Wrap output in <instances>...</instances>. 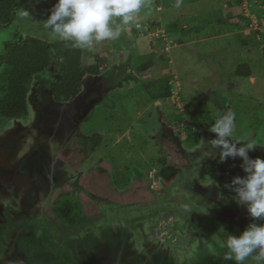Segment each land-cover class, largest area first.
Listing matches in <instances>:
<instances>
[{
  "label": "flooded vegetation",
  "instance_id": "obj_1",
  "mask_svg": "<svg viewBox=\"0 0 264 264\" xmlns=\"http://www.w3.org/2000/svg\"><path fill=\"white\" fill-rule=\"evenodd\" d=\"M8 22L0 21V24ZM23 38L24 35L6 41L5 48H0V106L7 82L2 57L8 53V42ZM123 73H126L125 77H134L126 69L117 74L110 69L88 74L75 97L56 99L54 85L61 74L56 63L50 62L45 70L33 76L27 95L28 114L0 117V264H37L39 251L29 234L35 235L39 227L51 228L55 236L65 240L70 233L103 230L104 221L129 204L139 208L132 216L121 218L127 221L120 226L121 232L115 229L123 244L122 249L129 244L137 253L147 252L146 259L157 257L159 264H211L208 258L212 255L224 259L227 249L220 245L227 234L230 235L223 229L224 223H233L238 235L240 228L243 231L249 223H264V220L251 217L246 206L238 205L233 199L235 192L214 175L213 167L220 163V150L212 149V155L207 151L210 150V141L217 138L210 129L221 115L220 108L210 113L208 118L211 120L197 121L193 138L181 132L180 127L185 126L177 119L172 121L173 126L165 122L169 111L150 109L147 131L165 150L163 167L158 170L151 167L155 170L152 181L147 175L130 177L127 187L117 188L110 174L113 166L103 158L101 161L110 167H103L99 160L88 172L80 168L81 161L96 149L90 144V136L80 130L81 125L97 104L101 105L113 88L122 84ZM115 76L122 79L117 81ZM174 113V116L180 114L176 110ZM257 117L259 124L256 123ZM252 118L256 124L255 132L246 140H255L260 145L249 151V157L264 158V111L253 113ZM170 151L181 165L173 179L167 169ZM162 184L161 188H155V185ZM58 191L78 196L83 209L81 216L86 222L71 232L62 230L56 213L51 214L46 209L47 202ZM115 192L119 197H112ZM176 198H180L177 204H171L170 201L175 199V202ZM94 204L96 207L93 208ZM92 209L98 213H91ZM113 218L116 220L117 217ZM160 222H165L171 232L178 234L173 241H179V244L171 246L156 240L150 228ZM206 224L219 229L217 236L210 227L203 226ZM248 264L252 261L249 260Z\"/></svg>",
  "mask_w": 264,
  "mask_h": 264
},
{
  "label": "rangeland",
  "instance_id": "obj_2",
  "mask_svg": "<svg viewBox=\"0 0 264 264\" xmlns=\"http://www.w3.org/2000/svg\"><path fill=\"white\" fill-rule=\"evenodd\" d=\"M182 1L181 7L177 8L169 6L168 0H145L146 6L129 24L131 26H123L124 30L119 39L99 42L92 50L84 49L85 63L92 64L99 57L104 72L110 69L113 74H117L120 67L124 69L130 62L133 76L140 79L135 82L134 77H129L132 81L128 76L124 77L125 83L122 82V85L125 84V88H121L122 85L113 88L110 96L101 105L97 104L80 129L90 136V144L96 147L88 154L89 157L81 161L80 168L88 172L103 158L113 166L110 174L117 188L127 187L130 177L140 178L147 175L152 181L155 170L151 167L157 170L163 167L165 150L147 131L150 109L145 108L154 98L144 87V83H152L165 74L170 75V79L176 77L172 81L174 93L169 99H161L160 102L170 112L164 118L167 124L173 126L172 121L178 117L174 116L175 110L184 113L181 124L185 128L180 127V130L185 134H189V121L192 122L194 117L201 119L200 112L215 113L220 108L221 115L229 111L235 113L236 130L232 138L246 139L255 132L253 113L260 114L264 111V32L258 28L261 24H258L257 19H249V25L242 30L223 32L215 19L218 11L223 10L224 18L246 26L247 21L242 20L240 14L254 15L253 4L257 0H243V4L231 0V6L227 0ZM55 2L56 0H18L15 24L20 32L25 37H38L49 42L62 41L53 38L50 30L43 26ZM175 21L181 28L188 30L185 35L181 28L167 27ZM117 23L120 21L117 20ZM135 24L136 34L133 29ZM261 28L264 29L262 26ZM14 31L15 27L10 31L0 29V41L14 34ZM243 40H247V43L242 44ZM162 49L165 50L161 57L159 51ZM151 60L155 65L147 72H141L139 66ZM242 63L251 65L253 75L250 78L236 73L237 67ZM121 79L118 76L115 80ZM151 89L154 90V87ZM186 144L189 145L187 140ZM170 153L167 169L171 172L169 177L173 179L181 165L175 161L174 153ZM108 163L104 162L103 167H110ZM91 178L93 180L92 175ZM161 186L163 184L155 185V188ZM112 197L117 198L119 195L115 192ZM65 198L74 201L78 196L58 191L47 202L46 209L53 214L57 202ZM178 199L175 202L173 199L170 203L177 204ZM92 206L94 208L96 204ZM138 208L135 204L121 207L120 213L111 214L110 219L104 221L106 226L103 230L82 231L75 235L70 233V237L65 240L55 236L51 228L48 230L46 226L39 227L34 232L35 235L31 232L29 234L39 251L37 264H159L157 257L146 259L147 252L137 253L129 244L122 249L123 244L116 232H121L120 226L127 221L121 218L132 216ZM90 211L93 214L98 213L96 209ZM114 216L117 217L116 220ZM203 226L210 227L217 236L219 229H213L210 224ZM150 229L156 240H162L171 246L179 244V241H173L178 234L171 232L165 222ZM223 229L231 235H238L233 223H224ZM221 235L225 239L224 233ZM229 261L213 255L208 258L211 264H235L234 261Z\"/></svg>",
  "mask_w": 264,
  "mask_h": 264
},
{
  "label": "trees",
  "instance_id": "obj_3",
  "mask_svg": "<svg viewBox=\"0 0 264 264\" xmlns=\"http://www.w3.org/2000/svg\"><path fill=\"white\" fill-rule=\"evenodd\" d=\"M168 1L169 6H175L176 0ZM227 1L229 6H231L232 1ZM237 3L243 4V0H237ZM253 6V12L260 18L264 14V0H257ZM17 9L18 0H0V21L2 23L10 21ZM215 16H217L215 19L218 20L223 32L239 31L247 27L250 23L249 18L245 14H240V18L247 21L246 26L241 24V22L224 18L225 11L223 10H219ZM134 27V33L136 34L137 24ZM167 27L181 28L176 21L168 24ZM181 30L183 35L188 31L185 28H181ZM246 43L247 40H243L242 44ZM7 49V55L2 57L5 65V74L7 71V82L4 86L5 91L0 106V117H21L28 114L27 95L33 76L45 70L50 62L56 63L61 74V77L54 85V96L56 99H70L75 97L80 92L82 81L86 75L99 74L103 71L100 64L101 58L96 57L92 64L85 63L84 49L74 48L70 42H49L38 37L27 36L18 42H8ZM262 50L264 56V45ZM154 65L155 62L151 60L139 66V69L141 72H147ZM236 73L242 77L250 78L253 75V69L251 65L242 63L237 67ZM169 82L170 77L163 76L152 81V83H144V87L151 92L155 100L169 99L173 94V89ZM153 84L154 86H152ZM152 87H154V90L151 89ZM199 115L203 121L211 120L208 118L210 112H200ZM191 116L194 117L193 114ZM183 117L184 113H180L176 119L182 123L184 121ZM258 118L257 121H259ZM193 119L192 122L189 121L187 126V129H190V138L195 136L193 127L197 124V121H200V119H195V117ZM237 146L239 147L240 144H237ZM242 162L243 159L240 157H229L225 161L214 165L213 172L215 177L222 184L231 185L234 177L244 176V171L241 166ZM82 210L79 200L72 201L71 199L65 198L57 202L53 211L56 213L61 228L63 227L66 232H71L86 222L81 216Z\"/></svg>",
  "mask_w": 264,
  "mask_h": 264
},
{
  "label": "clouds",
  "instance_id": "obj_4",
  "mask_svg": "<svg viewBox=\"0 0 264 264\" xmlns=\"http://www.w3.org/2000/svg\"><path fill=\"white\" fill-rule=\"evenodd\" d=\"M181 3L176 0L175 7H181ZM145 6V0H56L43 26L53 38L70 42L74 48L92 50L99 42L119 39L123 26L132 23ZM210 130L217 138L210 141L208 155L213 154L212 149H219V162L229 157L243 159L245 175L234 177L227 185L236 194L233 199L246 206L255 220H264V158L249 157V151L260 144L244 137L229 139L236 130L235 113L231 111L218 116ZM220 246L227 249L225 260L264 264V223H249L239 235H228Z\"/></svg>",
  "mask_w": 264,
  "mask_h": 264
},
{
  "label": "crops",
  "instance_id": "obj_5",
  "mask_svg": "<svg viewBox=\"0 0 264 264\" xmlns=\"http://www.w3.org/2000/svg\"><path fill=\"white\" fill-rule=\"evenodd\" d=\"M184 27V26H183ZM153 30V29H152ZM152 32V31H151ZM193 42H194V40H192ZM151 44H153V41L151 42ZM165 50V49H164ZM164 50L162 49V50H160L159 51V55L162 57V53H164ZM129 58V57H128ZM131 58V57H130ZM124 69H126L128 72H130V73H132L133 75H134V73H133V66L130 64V62L126 65V67H124ZM123 67H120V72H118V73H121L123 70ZM125 75H126V73H123L122 74V76L123 77H125ZM136 76V75H135ZM134 76V78H135V82H137V80H140V79H137V77H135ZM163 76H170V75H168V74H165V75H163ZM171 77V76H170ZM174 78H176L175 76L174 77H172L171 79H170V84H171V86L173 85V80H174ZM130 81H132V79H130ZM122 82H124V81H122ZM125 83V82H124ZM127 83V82H126ZM128 84H129V82H128ZM176 84H177V81H176ZM122 85V84H121ZM121 85H119V87L121 86ZM178 85H179V87H180V90H181V92H182V87H181V84H179V82H178ZM124 86H125V84H124ZM123 85H122V87L121 88H125ZM172 89H173V86H172ZM126 90H128V88L126 89ZM173 93H174V91H173ZM172 96V95H171ZM154 101H152V102H150L149 104V106L148 107H146L145 109H151V108H153V107H155L156 108V110H162V111H169L168 109H165L163 106H162V103L160 102V100L161 99H153Z\"/></svg>",
  "mask_w": 264,
  "mask_h": 264
},
{
  "label": "water",
  "instance_id": "obj_6",
  "mask_svg": "<svg viewBox=\"0 0 264 264\" xmlns=\"http://www.w3.org/2000/svg\"><path fill=\"white\" fill-rule=\"evenodd\" d=\"M17 15H18V12L16 11L8 23H6L4 25L0 24V29H4V30L10 31L11 29H13L15 27V31L13 32L14 34H12V35L10 34L8 36V38L6 37V39H3L0 41V48L1 47L5 48V42L6 41H14L16 38H19L20 36L22 37V35H23L22 32H20L17 24H15V19H16ZM13 36H16V37L13 38Z\"/></svg>",
  "mask_w": 264,
  "mask_h": 264
},
{
  "label": "built area",
  "instance_id": "obj_7",
  "mask_svg": "<svg viewBox=\"0 0 264 264\" xmlns=\"http://www.w3.org/2000/svg\"><path fill=\"white\" fill-rule=\"evenodd\" d=\"M246 15H247L251 20H255V19H257V20H258V24H261V26L264 27V14H263L260 18H258L255 14L252 15V14H247V13H246ZM261 26H259L258 28H259L261 31L264 32V29L261 28Z\"/></svg>",
  "mask_w": 264,
  "mask_h": 264
}]
</instances>
